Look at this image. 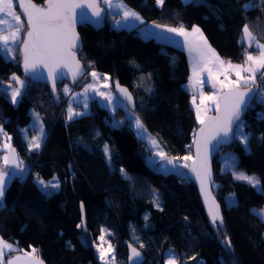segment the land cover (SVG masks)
<instances>
[{
  "label": "trees",
  "instance_id": "obj_1",
  "mask_svg": "<svg viewBox=\"0 0 264 264\" xmlns=\"http://www.w3.org/2000/svg\"><path fill=\"white\" fill-rule=\"evenodd\" d=\"M124 1L147 21L173 27L200 26L217 53L231 62L244 63L245 50H255L241 43L245 24L264 44L260 0H254L258 6L247 11L243 6L249 0H164L162 5L156 0ZM100 4L106 6L102 0ZM79 33L82 49L78 55L86 74L72 84L73 90L81 89L90 79L89 70L96 69L109 79L110 89L116 88L121 99L117 82L129 90L135 101L129 109L150 132L161 136L169 155L192 157L200 120L185 86L190 76L184 51L153 36H143L137 28L117 27L109 21L100 27L82 24ZM20 55L18 51L13 59L0 56V127L31 170L25 179L11 178L0 207V237L15 246L10 256L31 253L35 248V256L46 264H101L94 243H85L82 237L91 234L96 240L100 227H105L118 264H127L125 240L145 252L143 264L164 263L168 250L175 251L176 264H264V221L250 209L264 205V78L259 73L255 82L260 85L259 95L256 93L240 120L248 150L234 137L213 159V193L224 215L218 232L205 215L196 185L186 172H160L147 163L141 152L145 143L127 119V109L117 105L110 111L96 97L84 109L61 91L66 82L58 85L56 102L47 84L24 76ZM14 77L25 83L16 103L10 97L11 87L18 82ZM70 103L85 115L69 120ZM31 107L42 115L47 130L40 149L30 151L21 127L30 123ZM114 121L123 123L115 125ZM104 144L111 147V160L123 166L127 176L120 166H111ZM226 149L238 152L237 167L257 174L260 191L236 179L232 171L221 170L219 153ZM35 176L45 180L55 177L59 188L48 194ZM231 193L235 203L228 205ZM80 203L86 211V230ZM225 239L231 240V251L225 248Z\"/></svg>",
  "mask_w": 264,
  "mask_h": 264
},
{
  "label": "snow or ice",
  "instance_id": "obj_2",
  "mask_svg": "<svg viewBox=\"0 0 264 264\" xmlns=\"http://www.w3.org/2000/svg\"><path fill=\"white\" fill-rule=\"evenodd\" d=\"M47 7H39L31 2V0H19V7L23 9V14L27 17V29L24 35H22V29L24 28V21L21 19V14L15 11L16 5L14 0H0V15L6 18H0V56L7 59L15 58L19 49L14 48V45L21 44L23 51V63L26 72H36L39 66L48 68V76L52 80V86L55 90L56 81L58 78H62L64 73L58 71L62 66H68L73 72V80L78 75H83L81 65L78 60L75 59V52L73 48L77 46L78 34L75 32V25L77 23V16L83 21H91L95 24L101 22V15L103 9L100 8V0H46ZM157 4L162 5L164 0H156ZM191 3L192 0H187ZM105 3L109 7L112 5V0H105ZM258 5L254 0H249V3L243 6L244 10H249L257 7ZM260 7H264V0H260ZM120 7H124L122 4ZM77 9L80 12L77 13ZM90 10V13L89 11ZM135 18L139 19V15L130 9H125L123 12L122 19ZM5 26H7L5 28ZM161 27V26H157ZM14 29V30H13ZM169 32L177 33L178 35L184 36L186 39L194 34H199V42L196 43V50L199 53L198 63L204 65L201 68V72L205 69L208 72L209 81H215L219 83L222 95H202L201 104H205L207 101L214 103L216 111L221 113L216 117H203L200 107H197V118L200 120L202 125L205 127L201 128L200 135L201 139L197 140V158L200 160V168L193 167V171L196 172V177L200 181V187L204 193V201L207 205V211L210 218V223L213 225L216 231H220L223 226V216L220 214V206L216 203L215 197L211 195V191L208 188L207 181L210 179L211 171L208 166V155L209 145L213 140L218 143H227L235 135L241 142L247 145L248 137L242 134L243 125L240 123V115L245 104V98L249 93L253 92V88H247L245 91H241V85H247L252 83L255 86L257 79V73L261 78H264V44L260 43L254 33L250 30L249 25L245 24L242 28V39L241 43L245 41L247 45L251 47L253 43L256 44L259 49V55H252L245 50V63L244 64H232L228 62L227 67H224L225 62L220 60L219 56L215 53L214 49H211L210 45L207 44L206 38L203 37V33L198 26H193L191 32H188L182 25L178 28H168ZM6 33V34H5ZM26 36V38H24ZM189 50H192L193 42L188 41ZM215 63L220 66L222 73L225 76V80H219V75H214L212 68L207 67L208 64ZM235 72L236 79L232 80L229 78L228 73ZM243 73H248L244 75ZM92 77L100 79L99 75L92 71L89 73ZM193 77L196 78V83L202 85L204 80L200 78V73L197 72L196 65L193 66ZM107 78V77H105ZM19 80V77H14ZM226 81V82H225ZM21 87L24 82L20 81ZM117 88L123 94V98L119 100L121 107L128 109L127 119L132 122V126L136 129L137 136L146 140L153 149H156L153 157V163L158 161H165L166 164L159 165L161 168H165L167 164H174L176 158H169L167 154L160 150L157 141L146 133L143 123L134 112L129 109V105L134 108L135 101L132 98L131 93L127 89L120 88L117 82ZM215 86V85H214ZM107 87V85H105ZM227 88L228 91L224 92L223 89ZM89 89L96 90L94 84H89L85 87L84 92L87 93ZM64 91L67 93L71 91L65 88ZM21 95L20 89L12 91L11 100L13 103L17 101V97ZM80 94L77 93L76 96ZM101 96L105 97L106 100L111 101L114 97L109 93H100ZM125 101L127 103H125ZM195 102V101H193ZM84 108H87V103H83ZM205 107L204 112H207ZM115 111V108L112 109ZM85 115L84 112H76L71 103L68 107V119L72 120L74 117ZM123 121H114L115 125L122 124ZM237 130L233 132V127ZM2 131V128H0ZM26 131V130H25ZM238 134V135H237ZM43 129H40V135L34 136L29 141V150L39 149L43 138L45 137ZM10 139V137H9ZM10 148V145H5ZM13 153L14 149L11 150ZM106 159L110 162L112 153L108 145L103 146ZM184 160L192 159L191 156L183 157ZM4 166H10L11 171L5 172L0 170V201L3 200L7 182L16 175L22 174L24 168L21 167V162L14 155L10 157L5 155L3 157ZM187 167V165H185ZM124 176L127 173L124 169L120 170ZM236 179L248 182L253 186H259L260 181L255 176L247 175L245 173H239L236 175ZM55 180V177L53 178ZM38 183L42 186V189L51 194L49 189H58L59 184L51 181L45 182L38 178ZM156 194L154 193V196ZM235 203V201H233ZM156 206L159 207L158 197ZM259 217L264 220V209L253 210ZM147 219V216L145 217ZM81 227V225H78ZM105 229H101V232H105ZM101 244L96 245L99 252V259L104 260L105 264H111L115 257L110 255L114 252L111 243H108V247H104V235L100 236ZM224 246L227 250L231 251V240L225 239L223 241ZM13 251V245L5 242L0 237V264H17L18 261L23 259L20 256H10L9 254ZM37 249L32 248L31 253H25V257L29 259V264H43V261L35 258ZM9 255V258L5 262V256ZM130 260L133 264H142L141 253L136 248H131ZM168 264H176L175 257H170ZM232 264H235L233 261Z\"/></svg>",
  "mask_w": 264,
  "mask_h": 264
},
{
  "label": "crops",
  "instance_id": "obj_3",
  "mask_svg": "<svg viewBox=\"0 0 264 264\" xmlns=\"http://www.w3.org/2000/svg\"><path fill=\"white\" fill-rule=\"evenodd\" d=\"M195 1V0H192ZM184 3H187V0H183ZM15 4V1H14ZM123 5L124 7H120V5ZM112 8V12L111 13V17H109V22L111 25L117 26V27H127L128 29H134L137 28L140 32L141 35L146 37L149 36H153L155 37V39H157L160 42L163 43H170V44H174L176 47H179L180 49H182L184 51V54H186V61H187V65H189V76L193 74V66L194 64L196 65L197 68V72L200 73V78L204 80V83L202 85L196 83V78L190 76L189 77V81L188 83H190V86L193 88V90L191 91V97H192V106L195 109L196 112V117H197V107L199 106L202 112V116H204L205 114L211 112L210 109L213 108V110L215 109V105L213 102L211 101H207L206 105L205 104H201V96L202 95H213L216 94L217 96H219L220 92H221V88L219 83L215 82V81H209L208 78V72L205 69L204 71L201 72V68L204 67L203 64L198 63V57H199V53L196 50V43L199 42L200 38H199V34H194L192 36L187 37V39L184 36L178 35L177 33L174 32H169L167 29L168 28H178L181 25L177 26V27H173V26H169V25H164L161 23H158L156 21H147L145 19H143L142 16H139V19H135V18H129V19H122L123 16V12L125 9H130L132 10L129 5L127 3H125L124 0H118L117 3L112 4L111 6ZM16 12L19 13V11L16 9ZM108 13V12H107ZM20 14V13H19ZM114 15L115 17L120 16V21H114ZM139 15V14H138ZM157 26H161V27H157ZM188 32H191L192 27H186L184 25H182ZM196 26V25H194ZM200 29L201 27L198 26ZM6 28V26H5ZM202 33H203V37L206 38L207 44L210 45L211 49L215 50V53L219 56L220 60L224 61V67L226 68L228 65V60H226L225 58L221 57L219 53H217L216 49L214 48V46L211 44V42L208 41L205 33L203 32V30L201 29ZM188 41H192L193 42V47L192 50H189V43ZM246 42V41H245ZM247 45V42H246ZM248 46V45H247ZM253 48H255L254 51L249 52L252 55L256 56L255 52H259L257 46L255 43H253L252 45ZM231 62V61H230ZM232 64H237V62H231ZM207 67H211L213 74L214 75H222V69H220V66L218 64L215 63H211L208 64ZM92 71H95L99 77L101 76V74L94 68H92L91 71H89V73H91ZM232 72V71H230ZM235 73V72H234ZM248 74V73H243ZM106 76L104 75L103 79H96L94 77H92L90 75V79L88 82H86L85 84L82 85L81 89H74L71 92H65L64 89L68 88V89H72L70 87V85L68 84H63L61 86V91L64 92L65 94L70 95V101H73L74 103H76L77 105L82 106L83 103H87V108L90 106L91 104V100L96 97L98 102H100V104H102L103 106H106L110 111H112L113 108H115L117 105L119 104V100L121 99L118 94L115 92H113V90L110 89L108 83H109V79L105 78ZM192 77V78H191ZM89 84H94L96 90L94 91L93 89H89L87 93L84 92V89L87 85ZM105 85H107V87H105ZM215 85V86H214ZM104 92V93H109L111 94L114 98L111 101H108L105 99V97L101 96L100 93ZM79 93V96H76V94ZM195 101V102H193ZM83 107V106H82ZM205 107H207V112H204ZM74 109V108H73ZM86 109V108H84ZM212 110V111H213ZM39 114V113H38ZM40 115V114H39ZM41 116V124L42 126L47 130V126L46 124L43 123L42 120V115ZM198 119V118H197ZM199 120V119H198ZM32 130V126H30L29 124L21 127V133L23 135V129L24 128H30ZM24 138V136H23ZM26 140V138H25Z\"/></svg>",
  "mask_w": 264,
  "mask_h": 264
},
{
  "label": "rangeland",
  "instance_id": "obj_4",
  "mask_svg": "<svg viewBox=\"0 0 264 264\" xmlns=\"http://www.w3.org/2000/svg\"><path fill=\"white\" fill-rule=\"evenodd\" d=\"M15 1V0H14ZM117 1L118 0H112V4H115V3H117ZM102 2L104 3V4H106V8H107V12H108V17H111V13H113L112 12V8L111 7H109L108 6V4L107 3H105V0H102ZM112 6V5H111ZM130 7V6H129ZM131 8V7H130ZM132 9V8H131ZM15 11H16V8H15ZM132 11H135L137 14H139V16H141L140 15V13H138L134 8L132 9ZM0 18H6L5 16H3V15H0ZM21 19L24 21V19L22 18V16H21ZM114 21H120V16H117V17H115L114 16V19H113ZM24 26H25V21H24ZM7 27V26H6ZM14 30V29H13ZM24 31H25V27L22 29V35L24 34ZM6 34V33H5ZM18 45V44H17ZM17 45H14L13 47L14 48H16V46ZM20 46V45H19ZM259 51V50H258ZM255 53H258V54H256V55H259V52H255ZM255 55V54H254ZM237 64H244L245 66H247L246 65V63H245V61H244V63H237ZM92 70V69H91ZM91 70H89V71H91ZM232 73H234V72H232ZM89 74V73H88ZM235 74V73H234ZM258 74V73H257ZM245 75H248V74H245ZM190 76H192L193 77V74L192 75H190ZM223 76V74L222 75H220L219 76V80H220V78ZM191 77V78H192ZM225 77V76H224ZM101 78V77H100ZM236 79V78H235ZM234 79V80H235ZM223 80H225V79H223ZM16 81H18L17 82V85L16 86H12L11 87V92H10V95L12 94V91L13 90H15V89H20V92H21V90H22V88L24 87V85H23V87H21V85H20V81H22L20 78H19V80H16ZM226 82V81H225ZM67 83V82H66ZM25 84V83H24ZM69 85V84H68ZM108 85H109V83H108ZM186 87H188V89H189V91L191 92L192 90H193V88L190 86V83H186V85H185ZM70 87L72 88L71 89V91L73 90V85L72 84H70ZM70 91V92H71ZM114 91V90H113ZM114 92H116L117 93V90H116V88H115V91ZM259 92H260V89L258 90V92H257V94L259 95ZM11 97V96H10ZM68 97L70 98V95H68ZM18 98H19V96L17 97V101H18ZM16 101V102H17ZM15 102V103H16ZM77 108L78 107H76V109L75 110H77ZM213 110V108H211L210 109V111H212ZM133 112V111H132ZM210 113V112H209ZM208 114V113H207ZM30 115L32 116L31 117V120H30V123H29V125L30 126H32V130H31V127L30 128H24L23 129V136H24V138H26V143H27V146L29 147V141L32 139V137H34V136H39L40 135V129L42 128L43 129V131H44V133L46 134V129L42 126V124H41V116L38 114V112L34 109V107H31L30 108ZM206 115V114H205ZM204 115V116H205ZM126 116H128V109H127V115ZM137 116V115H136ZM203 116V117H204ZM131 122V121H130ZM241 123V122H240ZM131 124H132V122H131ZM1 128V127H0ZM144 128H145V130H146V133L148 134V135H150L151 137H153L156 141H157V143H158V145H159V147H160V150H162V151H164L166 154H167V156L169 157V158H176L175 159V162H174V164H175V166L173 165V164H167L166 165V167L165 168H161L159 165H163V164H166V162L165 161H158V163H153V157H154V153H155V151H156V149H153L152 147H151V145L146 141V140H142L144 143H145V145H144V149H142V154L144 155V157H145V160L147 161V163L148 164H152L158 171H160V172H170V173H176V174H180V175H184V174H186L185 172V165H187V163H186V160H184V159H181L179 156H177V155H174V154H172V155H169V153H167V148H166V145L164 144V143H162V142H160L162 139H161V136L159 135V134H157V133H153V132H150L145 126H144ZM133 129H134V132H136V129L133 127ZM26 130V131H25ZM237 132V130L235 129V132L234 133H236ZM137 134V133H136ZM242 134H244V135H246L245 134V132H244V130L242 129ZM238 135V134H237ZM9 134H6L5 132H4V130H3V128H2V131H0V170H2V171H5V172H8V171H11V168H10V166H4V164H3V157L5 156V155H9L10 157H12L13 155L15 156V157H17L18 159H19V161L21 162V167L22 168H24V172L22 173V174H19V175H16L20 180L21 179H25L28 175H29V173H30V168H29V166H28V163H27V160L26 159H24L23 158V156L21 155V153H19V151H18V149H16V147H15V145L13 144V142H12V139L10 138L9 139ZM234 137L236 138V136L234 135ZM45 138L46 137H44L43 138V140H42V143H43V141L45 140ZM42 143H41V145H42ZM5 145H10V148L9 147H6ZM104 145H107V144H104ZM109 146V145H108ZM244 146H245V149H247L248 150V144L247 145H245L244 144ZM111 147L109 146V149H110ZM12 149H14L15 150V152L13 153L11 150ZM40 149V148H39ZM219 158H220V161H221V170L222 171H227V170H229V171H232V173L234 174V176H235V178H236V175L237 174H239V173H245V174H247V175H251V176H255L256 178H258V176H257V174H255V173H248V172H246V171H244L243 169H241V168H239V167H237V158H238V152H236L235 150H231V149H226V151H221L220 153H219ZM110 164H111V166H115V167H118V166H120V169H124V167L123 166H121V165H119L118 163H117V161H110L109 162ZM125 170V169H124ZM125 172H126V170H125ZM38 178L39 177H36L35 176V180H36V182H37V184L39 185V187L42 189V186L38 183ZM40 180H43V181H45V182H49V181H51V182H53V183H58L59 184V181H58V179H56L55 178V180H53V178L52 179H49V180H45V179H41V178H39ZM11 180V179H10ZM10 180H8V182H7V186H8V184L10 183ZM255 187V189L256 190H258V191H260L261 190V183H260V185L259 186H254ZM43 190V189H42ZM55 190V189H54ZM54 190L53 189H49L48 191L50 192V193H52V192H54ZM43 191H45V190H43ZM46 192V191H45ZM48 193V192H47ZM233 201H235V195H234V193H231V194H229L228 195V197H227V204L228 205H230V204H232L233 203ZM4 203H5V194H4V197H3V200L2 201H0V207L1 206H3L4 205ZM250 209H251V211H253V210H259V209H264V205H261V206H251L250 207ZM254 212V211H253ZM255 214H257L256 212H254ZM264 221V220H263ZM101 229H105L106 231L105 232H107V229L105 228V227H100V229H99V232H100V235L97 237V239L96 240H94V238H93V236L91 235V234H89V235H84L83 237H82V239H83V241L85 242V243H89V242H91V243H94V246H95V250H96V253H97V255H98V258H99V252H98V249H97V247H96V245H99V244H101V241H100V236L103 234L104 235V247L105 248H107L108 247V243H109V240L107 239V237H106V235H105V232H101ZM263 234H264V231H263ZM3 240L5 241V242H7V243H9V244H11L10 242H8V241H6L4 238H3ZM111 243V245H112V248L114 249V245L112 244V242H110ZM15 248V246L13 245V249ZM26 251H23V252H20V254H22V255H25V254H23V253H25ZM173 252H175V251H173V250H168V254L166 255V259L164 260L165 262L164 263H161V262H157V263H155V264H168V260H169V258L170 257H175V260H176V263H177V257H176V254L175 253H173ZM110 255H112V256H114L115 257V249H114V252H112V253H110ZM100 260V259H99ZM101 261V264H105V261L104 260H100ZM111 264H118V263H116V260L114 259V261H111Z\"/></svg>",
  "mask_w": 264,
  "mask_h": 264
},
{
  "label": "water",
  "instance_id": "obj_5",
  "mask_svg": "<svg viewBox=\"0 0 264 264\" xmlns=\"http://www.w3.org/2000/svg\"><path fill=\"white\" fill-rule=\"evenodd\" d=\"M31 2L33 4L39 6V7H47L46 0L43 3H37L36 1L34 2L33 0H31ZM15 4H16V7L18 8L19 13L21 14L22 18L25 21V31H24V33H25L26 29H27V17H26L25 14H23V9L18 6L19 5V0H15ZM99 6H100V8L103 9V12H102V15H101V22L99 24H95V23H93L91 21H83V20L80 19L79 15L77 16V23L75 25V32L78 34V40L76 42L77 46L75 48H73L72 51L75 52V54H76L75 55V59L79 61L80 65H81V69H82L83 75H78L75 80H73V72H72L71 68L68 67V66H62L60 69H58V71L63 72L64 75H63L62 78H58L57 79L55 90H54L53 86H52V80L48 76V68L47 67L39 66L37 68L36 72H34V73L31 72V71H28V72L25 71L24 63H23L22 45L20 44V46H19V51H20V54H21L19 62L21 64L22 73L24 74L25 77L30 78L32 81L41 82V83L47 84L48 87H49V92L52 94V96H53V98H54V100L56 102H59L60 94L58 93V85H60V83L67 82L69 84H74V83L76 84V83L80 82V80H82V78L86 74V70L84 68L83 61H82V59H79V55H78V52H80V50L82 49L81 48V46H82V37L80 36V33H79V26L82 25V24H87V25L100 27L102 24H104L106 21H108L107 8L104 5H101L100 2H99ZM88 11L90 13V10H88ZM79 12H80V9H77V13H79ZM24 38H26V36H24ZM247 88H253V92L249 93V95L245 98V104L243 106V110H242L241 115H240V120L243 118L242 116L245 114L246 110L248 109V107L250 106V104L252 103L254 98L256 97V93L259 90L260 85L259 84H255V86L254 85H245V86L241 85V89L240 90L241 91H245ZM127 91L129 92L128 89H127ZM223 91L226 92V91H228V89L225 88V89H223ZM220 95H222V92H220L219 96ZM120 96L123 97V94L121 92H120ZM220 114L221 113H218L216 111V108H215L212 112L206 114L204 117H216V116H218ZM203 127H205V125H202L201 123H199V125L195 129L196 131L194 133L193 145H192L193 154H192V159H190V161H189V165H188L187 170H186V173H187L186 175L193 182V184L196 185L197 192L200 195L201 204L204 207L205 215L208 217V220L210 222L209 214H208V211H207V205H206V203L204 201V193L201 190L200 181L196 177V172L193 171V167H196L197 169L200 168V163L201 162L197 158V145H196V142H197V140L201 139L200 130ZM233 132H235V126L233 127ZM233 140H234V136L227 143H218L216 140H213L211 142V144L209 145L208 166L210 167L211 176H210V179L207 181V184H208V188L211 191V195L215 197L216 203L219 204V206H220V214L223 217H224V215L222 214V204H220L219 200L216 198L215 194L213 193V184H214L213 182L215 180V172H214V168H213V162H214L213 159H214L216 153L218 151H220L221 147L228 145ZM79 211L81 212V222H82V225H83V229L86 230V224H87L86 211L84 210V207H83L82 203H80ZM125 241H126L127 252H128L126 263L127 264H133V261L130 260V256H131V248L134 247V248H136V250L138 252L141 253V261H142V264H143L144 260H145V257H146L145 256V252L141 251V249L137 245H135L134 243L132 244L128 240H125ZM13 256H20V257L23 258L20 261H18L17 264H29V259L27 257H25V255L14 254ZM35 258L37 260L43 261V264H46L44 262V260L40 256L36 255Z\"/></svg>",
  "mask_w": 264,
  "mask_h": 264
},
{
  "label": "built area",
  "instance_id": "obj_6",
  "mask_svg": "<svg viewBox=\"0 0 264 264\" xmlns=\"http://www.w3.org/2000/svg\"><path fill=\"white\" fill-rule=\"evenodd\" d=\"M228 75H229V78L232 80L236 78V75L232 72H229ZM101 79H103V76H101ZM223 79H225L224 75L220 78V80L223 81Z\"/></svg>",
  "mask_w": 264,
  "mask_h": 264
}]
</instances>
